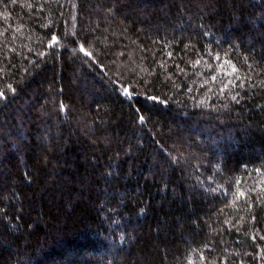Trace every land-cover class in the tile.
Listing matches in <instances>:
<instances>
[{
    "label": "trees",
    "instance_id": "1",
    "mask_svg": "<svg viewBox=\"0 0 264 264\" xmlns=\"http://www.w3.org/2000/svg\"><path fill=\"white\" fill-rule=\"evenodd\" d=\"M262 82L264 0H0V264H264Z\"/></svg>",
    "mask_w": 264,
    "mask_h": 264
},
{
    "label": "snow or ice",
    "instance_id": "2",
    "mask_svg": "<svg viewBox=\"0 0 264 264\" xmlns=\"http://www.w3.org/2000/svg\"><path fill=\"white\" fill-rule=\"evenodd\" d=\"M12 2L15 3V0H12ZM52 41L53 42H56L57 41V37L55 35L52 37ZM80 51L81 52H85V49L84 48H81ZM85 54L86 55H91V53H87V52H85ZM235 70L236 69L233 68V71H235ZM262 83H264V82H262ZM124 93L125 94H128V89L127 88L124 89ZM149 98L150 99H155L154 97H149ZM141 119H143V117H141ZM240 196H243V193L242 192L237 194V198H239ZM262 238H264V237H262ZM201 259H204V257H201Z\"/></svg>",
    "mask_w": 264,
    "mask_h": 264
}]
</instances>
